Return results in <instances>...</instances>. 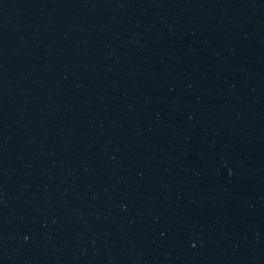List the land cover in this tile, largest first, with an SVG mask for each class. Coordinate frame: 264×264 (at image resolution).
I'll return each instance as SVG.
<instances>
[{
  "label": "water",
  "instance_id": "95a60500",
  "mask_svg": "<svg viewBox=\"0 0 264 264\" xmlns=\"http://www.w3.org/2000/svg\"><path fill=\"white\" fill-rule=\"evenodd\" d=\"M264 224V0H0V264H233Z\"/></svg>",
  "mask_w": 264,
  "mask_h": 264
}]
</instances>
